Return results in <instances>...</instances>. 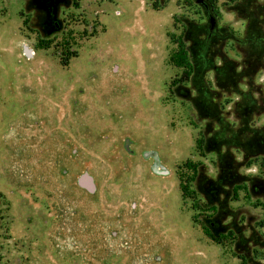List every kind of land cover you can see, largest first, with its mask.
I'll return each mask as SVG.
<instances>
[{"label":"rangeland","instance_id":"rangeland-1","mask_svg":"<svg viewBox=\"0 0 264 264\" xmlns=\"http://www.w3.org/2000/svg\"><path fill=\"white\" fill-rule=\"evenodd\" d=\"M237 1L213 0L215 34L242 37ZM208 24L194 0H0V264H240L196 204L217 155L241 154L197 142L234 141L239 92L264 102V58L222 89L246 61L227 37L202 50ZM182 33L188 78L171 60ZM259 163L240 175L264 180ZM263 203L243 188L228 206L252 226Z\"/></svg>","mask_w":264,"mask_h":264},{"label":"trees","instance_id":"trees-1","mask_svg":"<svg viewBox=\"0 0 264 264\" xmlns=\"http://www.w3.org/2000/svg\"><path fill=\"white\" fill-rule=\"evenodd\" d=\"M204 1L208 6V10L204 9L206 14H212L213 0ZM263 2L264 0L237 1L235 8L246 22L242 37L236 36L233 32L228 35H218L215 34L214 28H209V24L204 26L206 36L203 44L205 49L202 50L207 49L206 46L208 47L212 39L218 40L227 37L239 48L246 61V65H243L241 69L232 68L227 71L228 78L226 81L228 84L220 86L222 89H235L241 77L253 75L255 69H259L263 65L261 64L264 58V36L261 30V25L264 22ZM152 5L156 7L155 4ZM185 33L175 38L177 50L171 60L177 66L184 68L185 78H188L194 72V67L189 60L185 44L188 38ZM252 62H255L257 66L252 67ZM199 92L204 94V91ZM239 94L245 96L246 102L240 108V113L235 115L238 121L237 128H230L231 134L236 136L234 141H227L223 136V140L218 139L212 142L207 141V138L203 136L199 139V143L197 142V147L201 151H206L210 147L211 150L219 152L221 141H226L241 154V159L238 160L230 152V148H226L217 155L219 168L216 177L214 179L201 177L198 180L197 192L203 197V201L196 205L202 208L201 212L211 211L207 214L202 213L203 218L200 220L201 231L208 239L219 245H232L233 254L239 259L240 264H264L256 256L257 252H264V234L258 230V227L264 225V220L258 221L252 226H246L239 217V212L228 206L229 200H237L239 189L244 188L247 194L251 193L256 197L263 196L264 193L262 177L258 175L243 176L239 173L241 165L248 166L252 159H258L260 160L259 170L264 175V121L256 123L261 114L264 113V102H262L261 93L251 89L250 85L247 86L246 92L240 91ZM246 229L249 230L248 234H245Z\"/></svg>","mask_w":264,"mask_h":264},{"label":"water","instance_id":"water-1","mask_svg":"<svg viewBox=\"0 0 264 264\" xmlns=\"http://www.w3.org/2000/svg\"><path fill=\"white\" fill-rule=\"evenodd\" d=\"M194 2L197 4H200L205 10H208V6L204 0H194ZM207 16H208V20H209V28L213 29V27L215 25V19L211 13H207ZM84 181H87V179L84 178Z\"/></svg>","mask_w":264,"mask_h":264},{"label":"built area","instance_id":"built-area-1","mask_svg":"<svg viewBox=\"0 0 264 264\" xmlns=\"http://www.w3.org/2000/svg\"><path fill=\"white\" fill-rule=\"evenodd\" d=\"M23 54L25 57H30L32 55V50L29 49L27 46H23Z\"/></svg>","mask_w":264,"mask_h":264}]
</instances>
